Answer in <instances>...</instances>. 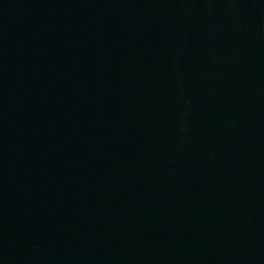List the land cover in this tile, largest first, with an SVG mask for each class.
<instances>
[{"label":"water","instance_id":"1","mask_svg":"<svg viewBox=\"0 0 264 264\" xmlns=\"http://www.w3.org/2000/svg\"><path fill=\"white\" fill-rule=\"evenodd\" d=\"M0 264H264V0H0Z\"/></svg>","mask_w":264,"mask_h":264}]
</instances>
